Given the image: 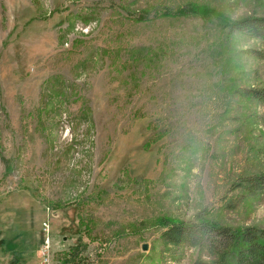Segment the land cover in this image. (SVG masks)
Instances as JSON below:
<instances>
[{
  "label": "rangeland",
  "instance_id": "obj_1",
  "mask_svg": "<svg viewBox=\"0 0 264 264\" xmlns=\"http://www.w3.org/2000/svg\"><path fill=\"white\" fill-rule=\"evenodd\" d=\"M249 14L264 0H0V264H42L45 221L52 264H210L163 220L264 227L235 186L264 171L241 94L260 42L219 24Z\"/></svg>",
  "mask_w": 264,
  "mask_h": 264
},
{
  "label": "trees",
  "instance_id": "obj_2",
  "mask_svg": "<svg viewBox=\"0 0 264 264\" xmlns=\"http://www.w3.org/2000/svg\"><path fill=\"white\" fill-rule=\"evenodd\" d=\"M188 8L189 5L178 6L176 12H200L199 5L192 4ZM219 24L227 33L236 30L259 40L260 46L248 49L247 53L264 62V14H249L238 20L221 18ZM241 94L264 106V85L246 88ZM235 186L247 195L264 198V171L245 173ZM163 223L162 237L168 243L186 244L205 251L212 259L210 264H264V227H234L201 218L186 221L165 218Z\"/></svg>",
  "mask_w": 264,
  "mask_h": 264
},
{
  "label": "built area",
  "instance_id": "obj_3",
  "mask_svg": "<svg viewBox=\"0 0 264 264\" xmlns=\"http://www.w3.org/2000/svg\"><path fill=\"white\" fill-rule=\"evenodd\" d=\"M44 240L41 243L40 251L42 256V264H52V240L50 224L45 221L43 223Z\"/></svg>",
  "mask_w": 264,
  "mask_h": 264
},
{
  "label": "water",
  "instance_id": "obj_4",
  "mask_svg": "<svg viewBox=\"0 0 264 264\" xmlns=\"http://www.w3.org/2000/svg\"><path fill=\"white\" fill-rule=\"evenodd\" d=\"M142 248H143V249H147V248H148V245H147L146 243H144V244L142 245Z\"/></svg>",
  "mask_w": 264,
  "mask_h": 264
},
{
  "label": "crops",
  "instance_id": "obj_5",
  "mask_svg": "<svg viewBox=\"0 0 264 264\" xmlns=\"http://www.w3.org/2000/svg\"><path fill=\"white\" fill-rule=\"evenodd\" d=\"M16 251H17V250H16ZM18 251H22V250H18ZM21 254H22V256H23V253H21ZM19 257H20V256H19ZM19 257H18V258H19ZM16 261H17V260H16Z\"/></svg>",
  "mask_w": 264,
  "mask_h": 264
}]
</instances>
